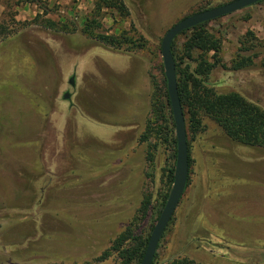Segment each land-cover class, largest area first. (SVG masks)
Here are the masks:
<instances>
[{
    "label": "rangeland",
    "instance_id": "obj_1",
    "mask_svg": "<svg viewBox=\"0 0 264 264\" xmlns=\"http://www.w3.org/2000/svg\"><path fill=\"white\" fill-rule=\"evenodd\" d=\"M18 1L0 0V23L35 19L39 8ZM44 1L48 18L80 22L96 0ZM123 1L129 18L108 13L114 19L102 32L142 37L145 47L134 53L37 25L0 42V264H119L114 253L100 257L129 228L150 238L159 220L176 163L175 147L157 137L176 136L162 41L185 18L235 0ZM209 28L224 40L228 67L238 55L257 56L241 72L218 68L212 83L264 109V4ZM245 40L252 49L240 52ZM188 125L189 186L154 263L264 264V150L233 142L207 116L195 137Z\"/></svg>",
    "mask_w": 264,
    "mask_h": 264
},
{
    "label": "trees",
    "instance_id": "obj_2",
    "mask_svg": "<svg viewBox=\"0 0 264 264\" xmlns=\"http://www.w3.org/2000/svg\"><path fill=\"white\" fill-rule=\"evenodd\" d=\"M23 4L37 6L39 8L38 15L32 22L21 23L12 19L15 25H19L18 28H11L10 24L1 22L0 42L7 40L12 35L21 31V29L37 25L61 34L72 35L81 32L115 51L134 53L145 47L142 37L131 36L128 32L122 30V28L111 35L102 32L104 27L103 21L106 18L114 19L108 13L117 16L122 22H125L129 18L130 12L123 0H96L93 11L80 22L67 16L61 17L58 20L48 18L47 13L44 12L47 7L44 0H19L17 6ZM259 4H264V1ZM210 23L212 22L202 24L182 33L179 36L184 37L182 45H179V37H177L172 46V52L176 62L179 95L185 119L188 120L189 129L193 137H195L200 131L202 117L207 116L215 121L222 128L225 135L233 142L264 150V109L250 102L240 93H220L212 83V76L218 68L221 67L223 70L231 72H241L252 67L254 65V59L257 56L244 57L238 55V58L232 61L231 66L228 67L221 58L224 40L210 30ZM247 35L251 39L252 37L255 38L251 32H248ZM249 43L247 40L241 41L240 52L250 51L252 48L248 46ZM164 81L167 87L166 78ZM166 96L173 117L168 90L166 91ZM187 120L186 128L188 137ZM150 130L152 131L151 126L142 139L143 143H150V135L148 134ZM157 137L162 144H171L175 147L174 158L177 161V138L174 136L173 131L172 133L161 134L159 130ZM149 149V161L152 163L154 161L153 150L155 146H150ZM188 149L189 165L191 168L193 160L189 141ZM175 168L176 163L167 173V188L162 195L159 217L166 206L174 184ZM188 186L189 181L187 188ZM150 205L151 199L145 198L141 208L143 217L147 215ZM149 240L150 238L144 240L137 237L135 231L129 228L114 241L110 251L104 252L100 260L104 261L110 257L111 253H114L121 261L119 264H141ZM173 264L196 263L186 258L176 261Z\"/></svg>",
    "mask_w": 264,
    "mask_h": 264
},
{
    "label": "water",
    "instance_id": "obj_3",
    "mask_svg": "<svg viewBox=\"0 0 264 264\" xmlns=\"http://www.w3.org/2000/svg\"><path fill=\"white\" fill-rule=\"evenodd\" d=\"M264 0H235L228 4L209 9L177 23L165 35L161 52L164 64L165 78L169 102L172 109L173 120L177 138V161L175 168L174 184L168 201L163 209L159 220L151 234L148 247L141 264H154L159 244L165 234L174 214L187 190L190 174L189 149L186 128V119L178 90L176 62L172 52V46L177 37L182 33L196 28L202 24L213 22L232 15L243 9L257 5Z\"/></svg>",
    "mask_w": 264,
    "mask_h": 264
},
{
    "label": "flooded vegetation",
    "instance_id": "obj_4",
    "mask_svg": "<svg viewBox=\"0 0 264 264\" xmlns=\"http://www.w3.org/2000/svg\"><path fill=\"white\" fill-rule=\"evenodd\" d=\"M70 83L73 84V81L71 80ZM66 97L69 98V94H66Z\"/></svg>",
    "mask_w": 264,
    "mask_h": 264
},
{
    "label": "crops",
    "instance_id": "obj_5",
    "mask_svg": "<svg viewBox=\"0 0 264 264\" xmlns=\"http://www.w3.org/2000/svg\"><path fill=\"white\" fill-rule=\"evenodd\" d=\"M107 127H108L109 129H111L110 126H107ZM110 131H112V130H110ZM109 133H110V132H109ZM98 147H99V146H98Z\"/></svg>",
    "mask_w": 264,
    "mask_h": 264
}]
</instances>
